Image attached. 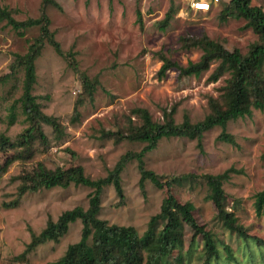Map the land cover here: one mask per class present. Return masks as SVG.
<instances>
[{"label": "rangeland", "instance_id": "rangeland-1", "mask_svg": "<svg viewBox=\"0 0 264 264\" xmlns=\"http://www.w3.org/2000/svg\"><path fill=\"white\" fill-rule=\"evenodd\" d=\"M189 1L54 0L55 4L44 5L43 0H0V9L17 21L36 19L44 12L64 54L57 55L47 43L39 47L33 88L42 111L58 120L64 134L60 136L44 124L41 128L46 143L36 137L28 151L19 148L0 153V264H52L81 237L82 224L76 221L58 241L28 248L32 236L49 221H57L63 212L75 207L86 210L93 192L73 184L22 190L29 185L26 177L38 164L47 170L82 166L86 177L103 179L121 156L138 153L144 147L123 138L131 122L134 126L142 123L137 109L147 111L157 123H162L163 111L171 112L176 124L185 117L191 123L200 122L210 114L208 101L222 94L229 75L210 82L216 62L198 78L182 76L175 68L160 77L161 57L179 66L197 62L202 52L191 44L202 36L245 56L259 38L244 28L245 20L222 13L224 3L203 12L192 10ZM251 5L264 12V0H252ZM166 13L171 19L162 30ZM38 36V26L19 36L6 20H0V133L12 142L29 124L17 103L23 72H13L11 65L15 55H24ZM69 53L74 56L77 72L65 57ZM82 75L91 82L95 80L90 97ZM12 105L16 116L10 125ZM75 106L79 116L72 122ZM221 132V127L204 132L200 145L187 137L162 138L144 155V168L153 171L160 181L177 178L169 189H159L149 180L141 186L137 161H128L120 175L123 200L112 185L103 187L98 218L131 226L142 235L169 192L179 202L191 203L197 223L212 232L218 243L232 249L234 260H221L219 264H264V219L258 218L253 209V196L264 188V109H252L250 115L227 123L225 132L234 144L220 140ZM14 156L15 160L6 163ZM223 173H228L223 182L226 208L245 227L247 239L223 228L214 205L206 198L203 175ZM192 235L185 226L184 247L172 254L175 264L205 263L200 258V237L195 240L197 250L190 249Z\"/></svg>", "mask_w": 264, "mask_h": 264}, {"label": "trees", "instance_id": "trees-1", "mask_svg": "<svg viewBox=\"0 0 264 264\" xmlns=\"http://www.w3.org/2000/svg\"><path fill=\"white\" fill-rule=\"evenodd\" d=\"M251 2L252 0H220L217 4L224 3L225 8L222 13L237 19L242 18L246 21L244 28L251 29L257 34L259 43L252 45L245 56L241 55L238 50L228 51L221 44L210 40L207 36H202L191 44L202 52L197 62L190 61L186 66H179L175 62L161 57L160 77L169 69L175 68L182 76L198 78L216 62L218 64L208 80L216 82L225 74L229 75L222 94L217 99H209L210 114L202 121L191 123L185 117L182 123L176 124L173 114L163 111V121L157 123L152 120L147 111L137 109L136 114L142 123L140 126H134L131 122L123 138L143 143L144 147L138 153L127 152L121 156L113 170L109 171L105 178L91 180L84 175L82 166L47 170L42 164H38L33 172L26 177L29 185L22 186V190L28 186L32 190L67 188L70 184L93 189V192L89 194V206L86 210L82 207H75L63 212L57 221H49L38 235L32 236L28 245L29 249L48 241H58L67 232L70 224L80 221L82 231L79 241L69 245L63 256L52 264H175L172 254L183 249L186 226L193 233L190 240L191 250H197L196 237L201 239L202 255L199 257L204 260V264H219L221 260L228 262L234 260L232 249L222 242L218 243L219 241L216 240L212 232L203 229L197 223L193 215V205L189 202H179L169 192L161 202L160 212L151 217L147 229L142 235H139L136 229L131 226L109 224L98 218V214L103 187L112 185L118 198L123 200L120 175L125 164L130 160L137 161L141 186L145 180H149L159 189L164 187L169 189L172 182L177 180L175 178L169 182H162L153 171L144 168V155L153 151L162 138L187 137L197 140L200 145L204 132L213 127H221L222 132L219 139L234 144L232 137L225 132L227 123L250 115L252 109H264V12L260 7L252 6ZM43 4H55V2L54 0H43ZM211 8H213L212 4ZM170 19V13H166L160 27L162 30L169 24ZM0 20H6L7 25L18 31L19 36H23L24 31L30 27L38 26L39 28V36L35 39V43L29 45L24 55H15L11 65L13 72L19 70L23 72L21 95L17 103L29 126L14 142L0 133V153H7L19 148L28 151L27 149L36 137L43 143L47 142L41 128L44 124L51 127L54 133H58L60 136L64 134L63 126L55 117L46 115L42 111L37 97L33 95V88L37 80L35 63L40 55L39 47L47 43L57 55L64 56V54L60 44L55 40L54 33L49 30V19L44 12L39 18L17 21L7 10L0 9ZM137 20L141 22L139 12ZM65 57L77 72L73 54L69 53ZM82 84L87 95L89 97L93 95L95 80L91 82L86 75H82ZM14 109L15 106L12 105L9 115L10 125L15 120ZM78 116L79 112L75 106L71 121L76 122ZM15 159L14 156L6 163ZM227 177L228 173L203 175L208 190L206 198L214 205L222 227L242 239H247L245 227L238 222L235 214L226 208L223 182L227 180ZM253 209L258 218L264 219V188L253 196ZM160 223L163 224L161 228L159 227Z\"/></svg>", "mask_w": 264, "mask_h": 264}, {"label": "built area", "instance_id": "built-area-1", "mask_svg": "<svg viewBox=\"0 0 264 264\" xmlns=\"http://www.w3.org/2000/svg\"><path fill=\"white\" fill-rule=\"evenodd\" d=\"M219 1L220 0H190L189 7L194 11L207 12L211 9V4L215 6Z\"/></svg>", "mask_w": 264, "mask_h": 264}]
</instances>
